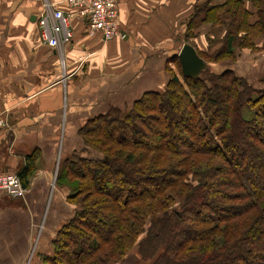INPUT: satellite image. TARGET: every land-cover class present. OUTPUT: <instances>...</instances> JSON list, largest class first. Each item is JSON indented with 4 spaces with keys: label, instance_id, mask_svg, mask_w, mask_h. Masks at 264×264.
<instances>
[{
    "label": "trees",
    "instance_id": "1",
    "mask_svg": "<svg viewBox=\"0 0 264 264\" xmlns=\"http://www.w3.org/2000/svg\"><path fill=\"white\" fill-rule=\"evenodd\" d=\"M195 8L188 32L226 29L217 38L226 54L264 43V0ZM177 57L179 76L164 90L82 128L84 148L62 160L56 179L76 210L43 264H264V75L258 84L239 76L215 53L219 65L192 79ZM35 156L17 173L25 188Z\"/></svg>",
    "mask_w": 264,
    "mask_h": 264
},
{
    "label": "crops",
    "instance_id": "2",
    "mask_svg": "<svg viewBox=\"0 0 264 264\" xmlns=\"http://www.w3.org/2000/svg\"><path fill=\"white\" fill-rule=\"evenodd\" d=\"M117 1L125 38L105 40L75 19L72 42L57 50L38 38L41 0H0V173H18L36 153L26 195L0 191V264H43L41 256L52 253L76 210L56 183L61 161L84 148L80 132L88 121L165 89L193 7L205 0ZM198 28L192 44L205 50L206 34H216L211 25ZM229 66L257 83L264 50Z\"/></svg>",
    "mask_w": 264,
    "mask_h": 264
},
{
    "label": "built area",
    "instance_id": "3",
    "mask_svg": "<svg viewBox=\"0 0 264 264\" xmlns=\"http://www.w3.org/2000/svg\"><path fill=\"white\" fill-rule=\"evenodd\" d=\"M117 0H41L37 17L40 43L53 49H63L74 38L73 21L82 20L92 34L100 33L105 40L125 38L118 24ZM4 121L0 119V126ZM0 191L8 197L21 199L27 193L15 172L0 173ZM34 253V251H33Z\"/></svg>",
    "mask_w": 264,
    "mask_h": 264
},
{
    "label": "rangeland",
    "instance_id": "4",
    "mask_svg": "<svg viewBox=\"0 0 264 264\" xmlns=\"http://www.w3.org/2000/svg\"><path fill=\"white\" fill-rule=\"evenodd\" d=\"M205 1H208V0H205ZM213 1V0H211ZM204 2V1H203ZM195 10L196 8L193 7V13L191 14L192 17H194L195 15ZM192 17H191V20H192ZM197 22V21H196ZM204 26H209V24H202V25H199L197 26L196 28L193 29V31H195L196 33H194L192 30L190 32H188V29H187V32H185L186 34L184 35V41L185 43H190V44H195V46L197 45V39H198V36H199V33H198V27H200L201 29H203ZM204 30V29H203ZM226 29H222L219 33L217 34H221L223 32H225ZM214 35L213 37L209 35V33L206 34V37H207V40L205 42V50L204 49H199V53L201 55H203V57H205L210 63L213 62V63H216V64H212L210 65V67L212 68V66L216 67L217 65H219L218 61L214 59V55L215 53H219L221 54L223 57L227 58V59H233L234 61L231 62V64H234L236 63L237 60H241L244 58V56H247V55H258L260 54L263 50L261 49L264 45L263 43V40L260 39L259 43H258V46L259 48H254V47H249L245 44H241V42H238V44L236 46H234L233 48V52H231L230 54H226V49H225V46H224V40H221V42H219V40L217 39L219 37V35ZM181 37V36H180ZM177 39L178 42H181V39ZM223 37V36H222ZM221 37V38H222ZM223 41V42H222ZM184 44V43H183ZM182 44V45H183ZM192 44V45H193ZM262 46V47H261ZM199 47V46H198ZM261 47V48H260ZM200 48V47H199ZM207 48V49H206ZM198 49V48H197ZM226 60V59H225ZM172 68L174 69H171L172 73L175 74L176 72L179 73V67H177L176 65H172L171 66ZM225 66L223 67H219L218 70L224 68ZM175 72V73H174ZM5 124L2 125V127L4 126ZM36 157V156H35ZM62 162V161H61ZM60 169V167H59ZM58 169V170H59ZM59 187H62L63 185H61L60 183H58ZM56 236V235H55ZM137 252V248L134 247L132 249V253H136ZM44 255V254H43ZM136 258V257H129L127 259V261L124 263V264H134L132 262V260ZM151 261L149 260H144L142 259L141 261L138 262V264H150ZM115 264H121V263H115Z\"/></svg>",
    "mask_w": 264,
    "mask_h": 264
},
{
    "label": "water",
    "instance_id": "5",
    "mask_svg": "<svg viewBox=\"0 0 264 264\" xmlns=\"http://www.w3.org/2000/svg\"><path fill=\"white\" fill-rule=\"evenodd\" d=\"M177 56L181 64L182 74L185 77L197 79L208 68L211 69L207 61L199 55L197 49L190 43H184Z\"/></svg>",
    "mask_w": 264,
    "mask_h": 264
}]
</instances>
